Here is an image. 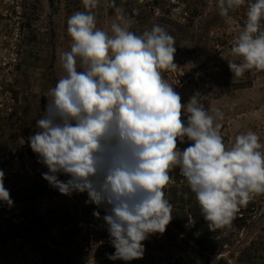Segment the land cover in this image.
Listing matches in <instances>:
<instances>
[{
	"label": "clouds",
	"instance_id": "1",
	"mask_svg": "<svg viewBox=\"0 0 264 264\" xmlns=\"http://www.w3.org/2000/svg\"><path fill=\"white\" fill-rule=\"evenodd\" d=\"M67 19L70 50L60 54L63 75L28 137L46 166L43 179L63 195L87 193L103 208L110 260L142 259L143 241L172 220L164 188L179 167L210 231L230 227L240 207L264 194V144L249 130L226 144L223 113L210 114L199 92L182 103L165 73L176 69L175 39L160 25L137 34L116 0L111 34L97 27L99 0ZM245 0H218L221 16ZM246 21L228 61L236 77L264 71V0H249ZM186 116V120L184 117ZM190 141L181 150L178 143ZM63 174L69 179L58 178ZM0 170V201L13 205ZM93 215L100 217L99 211Z\"/></svg>",
	"mask_w": 264,
	"mask_h": 264
},
{
	"label": "rangeland",
	"instance_id": "2",
	"mask_svg": "<svg viewBox=\"0 0 264 264\" xmlns=\"http://www.w3.org/2000/svg\"><path fill=\"white\" fill-rule=\"evenodd\" d=\"M248 2L224 17L218 0H116L130 30L142 34L160 25L174 37L178 67L166 78L182 103L199 92L210 114L223 113L226 144L249 130L264 144V71L236 77L228 66L240 62L231 47ZM76 11H85L82 0H0V170L13 201L11 207L0 201V264H264V194L240 207L230 227L210 231L174 167L164 188L173 206L171 222L163 234L143 241L142 259L125 262L108 259L115 249L104 209L86 203V192L63 195L43 179L48 169L28 137L38 130L49 89L64 74L59 58L70 50L67 19ZM93 11L97 27L111 34L116 19L110 0H99ZM190 143L185 139L178 147Z\"/></svg>",
	"mask_w": 264,
	"mask_h": 264
},
{
	"label": "built area",
	"instance_id": "3",
	"mask_svg": "<svg viewBox=\"0 0 264 264\" xmlns=\"http://www.w3.org/2000/svg\"><path fill=\"white\" fill-rule=\"evenodd\" d=\"M179 74H180V73H179ZM15 242H19V239H18V238H16V239H15ZM17 256H18V255H17Z\"/></svg>",
	"mask_w": 264,
	"mask_h": 264
},
{
	"label": "trees",
	"instance_id": "4",
	"mask_svg": "<svg viewBox=\"0 0 264 264\" xmlns=\"http://www.w3.org/2000/svg\"><path fill=\"white\" fill-rule=\"evenodd\" d=\"M248 205V204H247Z\"/></svg>",
	"mask_w": 264,
	"mask_h": 264
}]
</instances>
